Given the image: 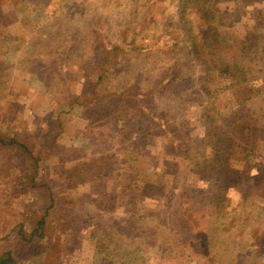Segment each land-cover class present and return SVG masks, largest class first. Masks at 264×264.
I'll return each mask as SVG.
<instances>
[{
    "label": "rangeland",
    "instance_id": "rangeland-1",
    "mask_svg": "<svg viewBox=\"0 0 264 264\" xmlns=\"http://www.w3.org/2000/svg\"><path fill=\"white\" fill-rule=\"evenodd\" d=\"M206 4L214 15L212 19L192 16L198 38L218 34L213 56L238 62L247 71L244 81L236 76L211 80L210 87L217 89L218 108L227 111L238 106L250 87L264 85V0H206ZM177 6L178 0H0V77L5 78L0 86L2 131L29 141L34 153L41 156L40 174L47 179L54 178L55 168L63 162L44 151L53 137L85 155L92 154L99 144L100 136L87 128L89 116L108 129L104 142L112 153L110 165L95 182L88 183V191L81 187L85 177L78 162L83 156L66 163L71 167L77 162L74 183L67 188L74 197V214L87 212L90 218L98 214L102 218L93 219V225L79 235L81 240L70 253L63 251L56 257L53 248L39 252L38 244L18 246L20 229L32 227L29 209H39L46 200L37 191L16 196L10 190L16 169L7 172L4 166L11 159L0 150V253L11 251L5 258L15 259L16 264H264V125L260 122H264V90L256 98L258 106L251 104L242 111L254 127V151L240 154L233 150L221 182L201 180L208 161L192 170L193 164L173 157L168 136L141 132L139 121H123L125 132L115 128L118 115L128 103L118 109V99L124 98L117 96V91L146 90L168 75L170 64L177 61V79L186 81L179 86L181 99L163 94L158 104L178 123L188 119V127L193 128L190 138L206 139L210 128L199 120V107L192 104L184 113L189 99L182 102V92L200 99L196 79L206 68L194 56L187 33L174 16ZM169 21L173 23L168 26V40L177 42L172 54L156 50L144 58L142 52L124 50L129 51L125 55L123 50H115L106 61V77L93 86L91 82L98 75L94 67L105 56V47L124 35L121 44L134 38L133 44L140 45L144 41L142 32L155 35ZM96 22L97 27L92 28ZM125 22L129 29L123 31L120 25ZM66 31L70 39L64 40ZM201 51L205 54V47ZM57 57L59 62L54 60ZM61 58H65L64 63ZM212 72L211 68L209 80ZM168 77L172 76H167L164 84L170 81ZM228 84L225 89L220 87ZM93 90L98 103L93 101L88 108L84 101L92 98ZM256 108L260 117L251 119ZM236 140L250 147L246 136ZM209 149H203L204 159L210 157ZM162 162L168 164L167 174L153 182L161 169L156 163ZM138 179L144 180L143 191L127 192ZM223 182L229 199L226 211L217 212L209 204V195L218 192ZM52 185L53 189H64L59 181ZM106 191L114 193L112 205L102 198ZM131 197L135 199L128 200ZM105 202L112 211L102 210ZM192 214L196 220L191 219ZM131 217L134 223L126 222ZM122 218L126 220L122 222ZM119 220L122 223L115 226L116 230L108 229L111 222ZM99 237L107 247H99Z\"/></svg>",
    "mask_w": 264,
    "mask_h": 264
},
{
    "label": "trees",
    "instance_id": "trees-1",
    "mask_svg": "<svg viewBox=\"0 0 264 264\" xmlns=\"http://www.w3.org/2000/svg\"><path fill=\"white\" fill-rule=\"evenodd\" d=\"M45 5L46 1L45 3L42 2V6L45 7ZM194 14L201 19L203 18L207 20L212 19L214 16L212 15L213 13L210 7H208L206 4V0H178V6L176 7L174 16L176 19H178L177 22L187 33L188 39L192 44L194 56L197 58L199 57V59L204 62L203 68H206V70L204 69V71L198 73V77L196 79V85L200 84L201 91L199 92L202 94V97L200 99H194L191 98L192 96L189 97V94L182 92V102H185L189 99V103L186 105L184 113L186 114V112H188L192 104L199 107V120L208 123V127L210 128L205 135L206 139L203 140L204 138L197 136L190 138L189 136L193 128L190 129V127H188L190 125L188 119L183 118L178 123L175 118H171L170 115H168V111L166 109L162 110L163 108H161L158 104L163 94H166L171 98L179 97L181 99V89H179V86L186 81L177 79L176 74H178L180 71L177 66V61V63L173 62L170 64L168 75L165 76L164 74V77L161 78V80H158V83L156 81L154 84L148 85L146 90L143 88L136 89V92L133 93L131 90H129V88H126L121 91H117L116 95H121L124 99H118L116 106L118 109H120V105L123 104L124 106V103L128 101L126 106L129 110H127L126 107H123V110L118 115L115 128L117 129V132H125V129H123V121L128 119V123L139 121L140 125L138 126V130H141V132L161 133L165 136H168L167 145L172 148V151L174 152V158L181 157L183 160L190 162L194 165L191 168L192 170L196 166L203 164L204 161H208L210 165L209 167H206V175L205 177H202L201 180L209 181L211 179L213 182H216L217 180L219 181V179L224 180L221 173L227 169V159L233 150H237L238 153H243V151H254V127L249 122H247L248 116L243 115L242 111L248 107V105L252 106L254 104L255 107V105L258 106V104H260L259 101H256V98L264 90V85L250 87L248 90V95L243 97V99H240L238 101V106L234 109L230 108L227 111H221V109L218 108L216 102L217 89H212V87H210L211 80L215 79L217 76L221 78H225L226 76L228 78L236 76L244 81L248 79L247 71L238 62H225L221 58L213 56V48L220 40L218 34L210 33L206 37H201L203 39L198 38V35L195 33L193 28L194 19L192 16ZM172 23L173 22L169 21V23L162 27L155 35H150L148 32L143 33L141 31L142 38L146 42L142 41L143 43L140 45L133 44L135 39L132 37V40H129L127 43H125L127 46L126 48L123 43L121 44V41L125 40L124 37L126 35H124L123 39L113 42L109 48L105 47V56L98 63V65L94 67L95 70H97L98 75L97 79L94 80V82H91L93 86L97 87L99 82L106 77L107 71L105 72V70L109 69L106 68V61L108 57L111 56L109 53H113L115 50H131L142 52L144 54V58L148 57L156 50H161L160 52L162 53L172 54L175 50L174 48L177 47V42L168 40V26ZM120 26H123V31L129 29V27L126 25V22ZM94 27H97V22L92 26V28ZM215 28L216 27H213L214 30H216ZM95 33L96 35L101 36L99 31H96ZM124 33L125 32H123L122 35ZM63 38L64 40L70 39V34L68 31L63 32ZM203 47H205V54L207 55L204 54V51H201V48ZM124 53L125 55L129 54V51H124ZM54 60L57 62L60 61L58 57ZM61 60V62H65V58H61ZM171 60H173V58H171ZM211 68L213 72L212 75H210L211 77L209 80L207 76L210 74ZM88 72L90 71L88 70ZM167 76L172 77H168L170 78V81L164 84L163 81L167 78ZM4 79L5 78L0 77V86L5 82ZM229 86V84L225 86L220 85V87L223 89ZM93 91L92 98L86 99L84 101L85 106L88 108L90 107L88 105L89 103H93V101H96L95 104L98 103V98L95 99L97 97L96 92L95 90ZM247 98H250L251 101L247 100ZM107 101L108 100H104L105 103H108ZM87 107L86 109H88ZM251 114H253L251 119L258 118L259 115H257V108L253 109ZM89 117L90 122L87 123V128L91 130V133L100 136L99 144L92 150V154L85 155V152L81 151L79 148H71L69 146L67 147V145H61L59 144L58 138L56 136L53 137V141L47 143L48 145L45 144L46 147L44 148V151L49 155L50 153H53V155L58 156L63 162L60 166L55 168L54 178L49 179L40 174L41 156L40 154L34 153L33 147L29 141L24 140V138L21 136L18 137L17 135H11L10 131L3 132L0 128V150L4 155H7L11 159L10 161L8 160L6 162L7 164L5 163L6 165L4 167L7 172L9 169H16L15 174L12 176V179H10V190L13 193L15 192L14 194L16 196L37 191L40 195H42L41 198L44 201L46 200L40 205L39 209H29L31 215L29 216L28 221L32 227L29 230L20 229V236L19 240L17 241L18 246L21 243L29 245L38 244L40 245L39 252L45 251L47 248H51V250L53 248V250L56 249V257L61 256L63 251L70 253L73 246L80 242L81 237L79 235H81L83 231H85L89 226L93 225L94 218H102V216L99 214L90 218L87 212L80 214L79 216L75 215L73 212L74 197L69 194L67 189L71 184L74 183V168L77 166L76 162L73 166L66 167L65 165L68 161L73 159L75 160L78 158V156H83V160H80L78 164L82 166L85 177L81 187L83 188L84 186L87 191L89 189L87 186L90 183L95 182L96 178L100 177L110 165L109 157L112 153L108 151L109 145H106L104 142V138L108 137L109 134L108 129L103 125H100L98 122L94 123L92 116ZM222 118H224L223 122L219 123V120ZM260 122L261 125H264L262 120ZM244 136L247 137V143L250 145L248 148L243 145L242 141H234L236 138H239L240 140L244 139ZM112 145L114 146L113 143ZM132 145L135 147L137 146L136 143H133ZM207 146L210 148L209 150L211 154L209 158L207 157L204 159V155L206 156V154L203 152V149L205 150ZM37 151L41 152L42 149ZM156 165L161 167V169L158 172L156 171L157 177L153 179V182H156L159 178H163L162 176L167 174L169 169L167 163H156ZM58 181L63 183V190L53 189V182ZM219 186L220 188L218 192L210 193L211 195H209V204L215 211L224 212L226 211V200H228L229 197L226 196V187L224 182L219 184ZM120 187L121 189H125L123 186ZM144 187V180L138 179L134 181L133 185L128 186L127 192L137 193L138 191H143ZM182 194L187 193H180L179 196ZM102 198L108 203L110 201L112 205L115 196L111 191H106L102 194ZM132 199L134 200L135 198L131 197V199L128 200L131 201ZM106 202L104 203L102 210L106 212L112 211V207ZM128 209L129 210L127 211H132V209ZM124 219L125 218H122L121 221L124 222ZM191 219L196 220L195 215L193 216L192 214ZM130 220H132V217L129 219L127 218L126 222H129ZM121 221H113L108 225L109 227L106 226L107 223H105L104 226L106 228L108 227V229L112 227L114 230H116L115 226L119 227V224L122 223ZM131 223H134V221ZM100 227H102V225ZM123 232L124 231H120L119 233ZM97 240L99 247H107L104 239L99 237ZM10 252V249H4L1 251L0 263L16 264L15 259L5 258Z\"/></svg>",
    "mask_w": 264,
    "mask_h": 264
}]
</instances>
